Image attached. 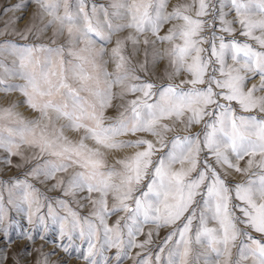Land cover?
<instances>
[{"label": "snow or ice", "instance_id": "6c2138e0", "mask_svg": "<svg viewBox=\"0 0 264 264\" xmlns=\"http://www.w3.org/2000/svg\"><path fill=\"white\" fill-rule=\"evenodd\" d=\"M29 3L0 28V93L23 97L0 164L26 169L0 180V264H264V0Z\"/></svg>", "mask_w": 264, "mask_h": 264}, {"label": "rangeland", "instance_id": "374dc122", "mask_svg": "<svg viewBox=\"0 0 264 264\" xmlns=\"http://www.w3.org/2000/svg\"><path fill=\"white\" fill-rule=\"evenodd\" d=\"M75 0H72V3H74ZM173 3L176 2V0H172ZM17 3H20L21 5H27V7H21L19 10H14L12 13H4L3 9L5 8V6L8 5H15ZM91 3H95L97 5H104L105 7L108 6V4L110 3V0H89V5H91ZM35 10V5L29 3V0H0V28H3L4 24L8 21L10 16H23L24 19L20 20L18 22V27L19 28H23L24 25L28 22V18L31 16L32 12ZM229 19H231V17H229ZM48 35H51V31H49ZM9 39H14V37H8ZM240 38V37H238ZM243 39V38H240ZM44 42H47V40L45 39ZM60 43H63V39H61V41H59ZM6 55V54H5ZM9 60L11 59V57H7ZM142 59V57H141ZM165 62H162L160 64L159 69L157 70V74H161L164 68V64ZM109 70H111V66H109ZM255 82V81H253ZM23 97L19 94V93H12L9 95H5L4 93H0V106H7L8 104H10L13 101H22ZM18 111H20L21 113H23L26 117H32L35 114L23 103H20L18 106ZM114 113L109 112V115H113ZM196 130H199L198 128ZM69 135L76 139L78 138V134L76 133H72L70 132ZM131 150H128V152H130ZM123 154H127V153H121L120 155ZM111 158V157H110ZM14 161L18 158H13ZM26 169H18L15 167H9V168H5V166L3 164H0V180H8L9 178L12 177H23V172ZM235 180L240 181L243 179H246V177L240 176L238 174H235L233 177ZM37 187H40L41 190L43 192H45L46 195L50 196V197H58L61 195V193L57 190V191H48V186L47 185H40L37 184ZM90 209L85 208V209H80L81 214L82 215H86L88 213ZM10 215L14 216L15 219V223L11 229V233L13 236V239L15 240V243L11 246L14 250L16 251H20L25 244H27L26 240H20V239H16L17 233L26 230L28 228L34 227L33 225H29L26 221V219L23 217L22 214L19 213H10ZM115 217L112 218V220H114ZM111 222V221H110ZM167 230H162L160 233V236L163 237L166 234ZM2 235V234H0ZM49 237L51 240H55L56 234L55 232H50L49 233ZM141 239H143V237H141ZM77 243H79V241H77ZM44 245V250L47 251H52L56 245L54 243H46L45 241H41V240H36L35 242V246L39 247L41 245ZM83 251V249L81 250ZM139 249H133L131 252V255L134 257L136 255V252H138ZM236 249H233V259H236ZM116 252V249H110L106 255L109 257H114V254ZM51 259L53 261H67V264H86V261L83 260L82 258H80L79 253L73 251L71 256L66 255L63 251L58 250L57 254L54 255L53 257H51ZM98 260H100V258H97ZM10 264V262H9ZM111 264H116L115 260L113 259L111 261ZM123 264H134V261L132 259H125L123 261Z\"/></svg>", "mask_w": 264, "mask_h": 264}]
</instances>
